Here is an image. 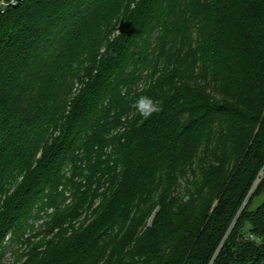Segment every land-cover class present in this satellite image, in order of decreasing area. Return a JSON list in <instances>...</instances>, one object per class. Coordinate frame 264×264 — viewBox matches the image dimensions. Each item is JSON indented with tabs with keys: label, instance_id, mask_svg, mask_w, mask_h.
Masks as SVG:
<instances>
[{
	"label": "trees",
	"instance_id": "1",
	"mask_svg": "<svg viewBox=\"0 0 264 264\" xmlns=\"http://www.w3.org/2000/svg\"><path fill=\"white\" fill-rule=\"evenodd\" d=\"M0 264H264V0L0 13Z\"/></svg>",
	"mask_w": 264,
	"mask_h": 264
},
{
	"label": "clouds",
	"instance_id": "2",
	"mask_svg": "<svg viewBox=\"0 0 264 264\" xmlns=\"http://www.w3.org/2000/svg\"><path fill=\"white\" fill-rule=\"evenodd\" d=\"M137 109L144 118L150 117L153 113L160 111L158 103L148 96L140 97L137 102Z\"/></svg>",
	"mask_w": 264,
	"mask_h": 264
},
{
	"label": "built area",
	"instance_id": "3",
	"mask_svg": "<svg viewBox=\"0 0 264 264\" xmlns=\"http://www.w3.org/2000/svg\"><path fill=\"white\" fill-rule=\"evenodd\" d=\"M22 0H0V13H4L6 10L19 4ZM248 239L254 240L253 235H249Z\"/></svg>",
	"mask_w": 264,
	"mask_h": 264
},
{
	"label": "rangeland",
	"instance_id": "4",
	"mask_svg": "<svg viewBox=\"0 0 264 264\" xmlns=\"http://www.w3.org/2000/svg\"><path fill=\"white\" fill-rule=\"evenodd\" d=\"M260 204V201H258L257 203H256V206H258ZM151 221H152V218L149 220V225L151 224ZM243 233L244 234H246V235H249V233H250V227H249V225H246L245 227H244V229H243Z\"/></svg>",
	"mask_w": 264,
	"mask_h": 264
},
{
	"label": "water",
	"instance_id": "5",
	"mask_svg": "<svg viewBox=\"0 0 264 264\" xmlns=\"http://www.w3.org/2000/svg\"><path fill=\"white\" fill-rule=\"evenodd\" d=\"M246 203H247V202H246ZM246 203H245V204H246ZM243 208H244V207H243ZM243 208H242V209H243ZM242 209H241V210H242Z\"/></svg>",
	"mask_w": 264,
	"mask_h": 264
}]
</instances>
